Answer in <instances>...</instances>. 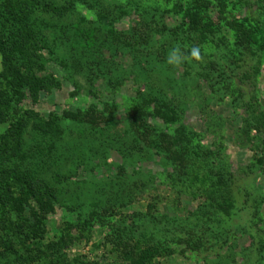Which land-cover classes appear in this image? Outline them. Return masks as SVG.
<instances>
[{
	"label": "rangeland",
	"instance_id": "1",
	"mask_svg": "<svg viewBox=\"0 0 264 264\" xmlns=\"http://www.w3.org/2000/svg\"><path fill=\"white\" fill-rule=\"evenodd\" d=\"M7 16L59 46L10 75L0 53V264L152 246L149 264H264V0H0Z\"/></svg>",
	"mask_w": 264,
	"mask_h": 264
},
{
	"label": "trees",
	"instance_id": "2",
	"mask_svg": "<svg viewBox=\"0 0 264 264\" xmlns=\"http://www.w3.org/2000/svg\"><path fill=\"white\" fill-rule=\"evenodd\" d=\"M9 9H12V7H8ZM9 16L1 19L0 18V44L1 47V58L2 61L7 62V65L9 66L10 72L9 75L12 74L13 72H16L18 69L15 66V64H17L18 60L20 59V61H27L28 62V57H33L34 58V62H40L37 61L38 55L36 54V50L39 48H45L46 51L48 52L50 57H53V54L55 52V50L58 48V46H53L50 45L51 42H56L57 41V37L55 35V33H41V32H37V31H29L30 26L29 25V19L25 18L22 19L20 17V19L18 20V18L16 20H11V22H9ZM22 19V21H20ZM21 25V26H19ZM25 26H29V27H24ZM23 26V27H22ZM28 28V30H26ZM41 31V30H40ZM260 33L263 34V39H264V30H258ZM59 34V33H58ZM60 35V34H59ZM62 35V33H61ZM50 36V37H49ZM59 37V36H58ZM24 38V39H23ZM50 41H49V40ZM250 40L253 42L257 41V37L255 35H252V37H250ZM15 45V48H12V46ZM262 46H264V42L262 43ZM30 47L32 48L33 51L30 50ZM14 49V50H12ZM79 49H77L76 46H72L69 49V53L71 54V56H74L77 52L79 53ZM30 58V59H31ZM64 63V68L66 69V71L68 70V60L67 59H63L62 60ZM89 64V63H87ZM11 80V83L14 84L13 87L16 88V85L19 84V82H23L24 80H18V78L15 76L14 79V75H12V77L10 79H7V81ZM175 114H177L175 112ZM71 119V117H70ZM80 121H82L83 123H89L90 121H88V119L86 118H79ZM190 156L189 157H194V152H189ZM189 157H185V160H187ZM184 160V161H185ZM192 160L189 159V161ZM188 164V163H187ZM196 164H198V161L195 160V166L193 169H189V174L190 176H197V167ZM193 174V175H192ZM199 178V176H197ZM215 192V191H214ZM218 192V193H216ZM216 195L214 196V199L218 198L220 196V198L222 199V201H229V198H225L221 196L219 191H216ZM214 194V193H212ZM232 197V196H231ZM235 200L232 198L231 203H230V207L228 208V210L224 213H218V218L221 221V224H218L220 226H223L224 228H226L224 223L225 221L227 222L228 219H230V217H232L233 215H237L241 210H238L239 206H236L235 204ZM225 216H228V218ZM249 216V220H250ZM225 219V220H224ZM249 224H247L246 226H244L245 229L249 228ZM159 247L158 246H152L149 247L147 249L144 250L143 255L140 258V264H149V260L152 256H154L155 254H157L159 252Z\"/></svg>",
	"mask_w": 264,
	"mask_h": 264
},
{
	"label": "clouds",
	"instance_id": "3",
	"mask_svg": "<svg viewBox=\"0 0 264 264\" xmlns=\"http://www.w3.org/2000/svg\"><path fill=\"white\" fill-rule=\"evenodd\" d=\"M191 57L195 59H199V50L196 48H193L190 53ZM167 63L171 66H177L184 62L185 56L184 54L178 49L174 48L172 49L168 55H167Z\"/></svg>",
	"mask_w": 264,
	"mask_h": 264
}]
</instances>
